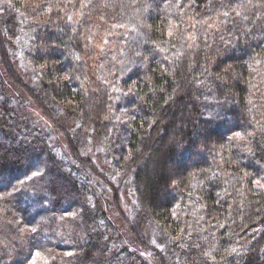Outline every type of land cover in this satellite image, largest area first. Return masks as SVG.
Instances as JSON below:
<instances>
[{"label": "trees", "instance_id": "obj_1", "mask_svg": "<svg viewBox=\"0 0 264 264\" xmlns=\"http://www.w3.org/2000/svg\"><path fill=\"white\" fill-rule=\"evenodd\" d=\"M29 102L131 180L160 264H264V0H0V264H148Z\"/></svg>", "mask_w": 264, "mask_h": 264}, {"label": "rangeland", "instance_id": "obj_2", "mask_svg": "<svg viewBox=\"0 0 264 264\" xmlns=\"http://www.w3.org/2000/svg\"><path fill=\"white\" fill-rule=\"evenodd\" d=\"M28 109L32 118L36 121L35 123L51 136L55 151L62 158L64 157L66 161L71 160L75 167L87 170L91 179L89 183L95 187L93 189L95 198L102 201L104 206L107 205L114 221L121 228L125 245L132 252L140 255L148 264H160V255L163 249L160 243L156 241L155 235L153 236L149 230H146L142 235L143 240L138 242L134 239L130 226L127 223L128 220L130 223L136 224L135 226L138 228H141L133 215L135 204L130 188L131 180H124L107 172L100 150L91 144L90 141L86 140L79 133L77 127H74V125L71 127V121H67L70 123H67L64 128L75 141L72 143V146L66 132L44 115L36 104L29 102ZM107 199L110 200L109 204L107 203ZM51 253L53 252L50 248L37 251L30 264H43L50 259Z\"/></svg>", "mask_w": 264, "mask_h": 264}, {"label": "snow or ice", "instance_id": "obj_3", "mask_svg": "<svg viewBox=\"0 0 264 264\" xmlns=\"http://www.w3.org/2000/svg\"><path fill=\"white\" fill-rule=\"evenodd\" d=\"M236 135L239 136L240 133H237ZM33 175H37V173H33ZM256 183H257V184H260V181L257 180ZM261 187H264V185H261ZM33 231H35V229H33ZM69 254H70V253H69ZM37 255H39V253H37Z\"/></svg>", "mask_w": 264, "mask_h": 264}]
</instances>
